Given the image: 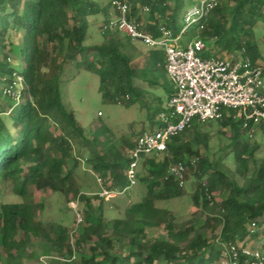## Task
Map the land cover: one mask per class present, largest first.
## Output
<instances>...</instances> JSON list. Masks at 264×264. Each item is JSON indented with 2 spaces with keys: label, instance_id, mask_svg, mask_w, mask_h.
Returning a JSON list of instances; mask_svg holds the SVG:
<instances>
[{
  "label": "trees",
  "instance_id": "trees-1",
  "mask_svg": "<svg viewBox=\"0 0 264 264\" xmlns=\"http://www.w3.org/2000/svg\"><path fill=\"white\" fill-rule=\"evenodd\" d=\"M111 1L0 0V35L5 38L13 24L22 36L17 53L24 67L17 74L11 70L9 75L21 76L25 84L10 125L2 117L5 112H0V262L4 264H23L22 254L33 239L44 240L52 247L57 257L52 264L71 260L75 254L79 264H217L225 247L245 245L250 236L264 239V153L262 143L252 140L257 135L264 137L263 124L244 128L241 120L234 119V111L217 121H193L192 142L197 149L191 141H182L180 135L185 131L172 137L165 152L139 161L136 184L123 191L128 187L125 171L129 154L146 131L135 133L133 141L122 139L120 144L113 138L101 141L108 130L102 127L95 128L87 138L74 112L63 104L65 75L84 71L98 76L104 102L140 103L146 108V98H153L151 116L157 120H151L150 131L158 126V115L166 111L173 88L165 55L146 45L149 50L141 54L133 44L138 41L117 29L105 28L112 13ZM128 3L131 9L127 19L138 23L145 33L157 38L161 26L174 35L182 29L179 20L184 0ZM98 15L103 17L98 27L99 41L88 44L92 38L88 18ZM258 23L264 24V0H218L207 18L193 25L192 36L205 44L213 42L219 57H247L261 66L264 76L255 35ZM205 51L208 53L207 48ZM144 55V64L139 66L135 61ZM5 59L4 63L8 61ZM155 88L162 90L163 96L154 95ZM213 122L225 130L218 134H229L227 145L216 152L210 149L209 134L201 131ZM76 141L79 152L87 148L85 162L96 181L100 179L101 190L121 194L104 199L99 195L101 190L80 193L76 171L81 154H73ZM178 163L185 168V182L192 179L191 209L185 222H178L169 209L158 206L159 202L185 196V182L180 187L169 173ZM29 187L39 193L78 199L82 220L76 224L74 215L77 230L40 220L43 205L34 202ZM134 188L145 195L132 201L124 216L107 219L104 202H114ZM214 193H218V200ZM5 194L22 201L5 202ZM200 220L204 229H219L220 239L210 240L197 231L194 225ZM252 224L258 232L250 234ZM159 228L165 230L166 237L148 239L147 232ZM123 240L132 244L126 254L115 247ZM244 258L239 255L240 260Z\"/></svg>",
  "mask_w": 264,
  "mask_h": 264
},
{
  "label": "built area",
  "instance_id": "built-area-1",
  "mask_svg": "<svg viewBox=\"0 0 264 264\" xmlns=\"http://www.w3.org/2000/svg\"><path fill=\"white\" fill-rule=\"evenodd\" d=\"M218 6V0H202L197 6L186 10L183 15L182 29L177 35L165 27H159V37H154L141 30L138 23L128 20L130 12L128 0H112L111 8L116 18L105 27L112 31L117 29L133 41L160 49L165 55V68L173 92L166 103V111L158 115L155 130L144 132L137 140L135 148L129 154V164L125 171L128 187L136 184L139 161L150 155H157L167 150V143L172 137L188 129L192 122L205 123L221 120L223 115L234 111V119L241 120L243 127L249 124L256 127L264 125V95L261 93L263 70L253 64L247 57L232 59L209 56L201 57L206 44L201 38L193 39L185 47L179 45L184 32L193 25L206 19ZM203 28L202 26L200 27ZM244 53V49L241 50ZM3 95L16 105L21 100L25 84L21 76L14 75ZM253 131V129H251ZM169 173L182 187L185 182V168L181 163L170 168ZM100 183V179L97 178ZM121 191L102 189L100 196L104 199L114 198ZM76 224L82 220L78 199L69 202ZM256 225L250 227V234L255 233ZM249 243L225 247L219 262L223 264H264V244L249 248ZM239 255L245 257L239 259Z\"/></svg>",
  "mask_w": 264,
  "mask_h": 264
},
{
  "label": "rangeland",
  "instance_id": "rangeland-1",
  "mask_svg": "<svg viewBox=\"0 0 264 264\" xmlns=\"http://www.w3.org/2000/svg\"><path fill=\"white\" fill-rule=\"evenodd\" d=\"M202 0H184L182 13L180 15V22L182 24L183 15L189 8L193 6H197ZM106 2V0H103ZM109 21H112L116 18V14L112 11V13L108 16ZM91 23V34L92 38L88 40L89 43H95L99 41L98 27L101 25L103 21L102 15L92 16L88 18ZM183 27V26H182ZM181 27V28H182ZM193 27H189L187 29L186 34L181 36L180 38V46L186 45L191 42L194 37ZM0 23V30H1ZM13 24L9 26V31L2 38L0 35V112H5L2 117L9 122L10 125V117L16 115L17 113V105L16 102L11 100L10 98L3 95V88L7 87L8 84L11 83L12 77L9 75L11 70L14 72L20 73L23 70L24 64L21 61V56L17 53V50L21 44L22 36L14 30ZM142 30V29H141ZM145 32L144 30H142ZM256 39L258 40L259 50L261 52V58L259 61L264 67V24L258 23L257 29L255 32ZM4 39V42L3 40ZM4 43V45H2ZM133 44L137 47L141 54H145L149 48L146 47L141 42H133ZM206 48L208 51H214L213 42L206 43ZM209 56L217 57L216 55H209L208 53L203 52L201 57L207 58ZM4 57L8 60L4 63ZM145 55L136 60L135 63L139 66L144 64ZM227 55L222 56L220 58H226ZM5 59V60H6ZM5 78V80H4ZM66 82L63 83L61 87L62 93V102L63 104L72 110L76 116L77 121L81 125L84 131L85 137L89 138L91 132L95 128L102 127L104 131L100 140L107 141L113 138V140L120 144L122 139L133 141L135 138V133H138L141 130L150 131L151 120L156 121L157 117L152 119L151 112L153 110L154 99L148 96L146 98L148 107L142 108L140 103H134L130 105H114L107 102H104L101 94L99 93V78L96 74L89 72H80L76 75H65ZM264 83V76H263ZM154 95L163 96L162 90L153 89ZM264 95V87L261 91ZM152 107V108H150ZM150 108V109H149ZM156 126V123L155 125ZM157 128V126H156ZM154 128L153 130H155ZM225 131L217 127V123H209L205 125L201 131L207 132L210 136V149L213 152H216L217 149H221L222 146L227 145L228 141L226 137L229 134H226L224 137L221 134H218V131ZM228 133V132H227ZM182 141H191L193 137V127H189L185 130L184 133L180 135ZM252 140H256V142L260 141L262 154L264 153V137L260 138V135H257ZM79 141L74 143L73 154L78 156L80 159V165L76 171L77 183L79 186V191L81 194H89V193H98L101 190V186L99 182L96 181V178L90 172L88 166L86 165L85 158L88 155L87 148L84 151L79 152ZM192 147L197 149V146L192 142ZM199 152H203L202 148H198ZM229 166L232 167V163L228 160ZM140 171V170H139ZM192 179H188L185 182V186L183 187L185 196L172 199L168 202H159L158 206L162 208L169 209L172 214L176 217L178 222H185L188 220V214L191 209L189 193L190 185ZM30 193L33 194V200L36 203H42L43 209L38 214V218L43 222H53L56 224L64 225L68 230L75 231L76 226L74 223V213L69 207V202L71 201V196H64L61 194H52V193H39L34 190L33 187H29ZM156 191H160L157 189ZM145 192L141 189L134 188L130 191V193L124 195L122 198L115 200L114 202H104V215L107 219H112L114 217H122L125 214V209L128 205L131 204L132 201L138 200L140 197H143ZM216 200L219 199L218 193H214ZM5 202H21L22 199H18L16 197H12L8 194H5L4 199ZM217 213V212H216ZM214 215V214H213ZM202 220L195 224V228L197 231L205 234L210 240H219L220 233L219 229L215 231H211V229H204L202 227ZM77 230V229H76ZM263 230V229H261ZM255 232H258V228L256 227ZM148 239L151 238H165L166 232L163 228L149 230L147 232ZM136 241V238H135ZM248 247H256L258 245L264 244V239L262 238H252L251 236L248 239ZM117 250L126 254L131 248L132 244L127 240H123L122 242L115 244ZM1 255V253H0ZM22 262L23 264H52L57 260L56 253L52 249V247L44 240L41 239H33L30 246L27 250L22 254ZM0 264H4V261L1 260ZM59 264H79V256L75 254L71 260L62 259ZM217 264H223L222 262H217Z\"/></svg>",
  "mask_w": 264,
  "mask_h": 264
},
{
  "label": "crops",
  "instance_id": "crops-1",
  "mask_svg": "<svg viewBox=\"0 0 264 264\" xmlns=\"http://www.w3.org/2000/svg\"><path fill=\"white\" fill-rule=\"evenodd\" d=\"M210 43H212V42H210ZM179 45H180V41H179ZM186 45H183L182 47H185ZM206 53H207V51H206ZM219 53H220L219 49L215 48V47H214V51L213 52L212 51H208L209 55H216L217 57H219ZM225 55H227V54H222L221 57L225 56ZM4 80H5V78H4Z\"/></svg>",
  "mask_w": 264,
  "mask_h": 264
}]
</instances>
